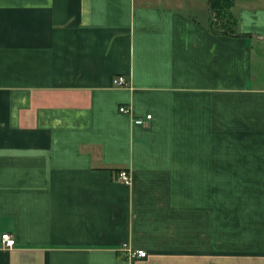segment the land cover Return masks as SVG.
<instances>
[{
    "label": "crops",
    "instance_id": "1",
    "mask_svg": "<svg viewBox=\"0 0 264 264\" xmlns=\"http://www.w3.org/2000/svg\"><path fill=\"white\" fill-rule=\"evenodd\" d=\"M231 1L0 0V264H264V0Z\"/></svg>",
    "mask_w": 264,
    "mask_h": 264
},
{
    "label": "built area",
    "instance_id": "2",
    "mask_svg": "<svg viewBox=\"0 0 264 264\" xmlns=\"http://www.w3.org/2000/svg\"><path fill=\"white\" fill-rule=\"evenodd\" d=\"M112 85L114 87H126L128 83L123 76H116L112 79ZM121 113H129V109L125 106L119 108ZM151 118L150 115L146 116L144 119L137 118L134 120L135 125H145L146 121ZM117 181L124 183L126 185L130 184L131 178L126 170H121L117 174ZM0 245L2 248L11 249L15 245V240L10 234H2L0 237ZM121 251L125 252L128 260L142 259L146 257V252L143 250H132L127 244L121 246Z\"/></svg>",
    "mask_w": 264,
    "mask_h": 264
},
{
    "label": "trees",
    "instance_id": "3",
    "mask_svg": "<svg viewBox=\"0 0 264 264\" xmlns=\"http://www.w3.org/2000/svg\"><path fill=\"white\" fill-rule=\"evenodd\" d=\"M211 7L218 5L219 7L223 9H230L232 6V1L231 0H209Z\"/></svg>",
    "mask_w": 264,
    "mask_h": 264
}]
</instances>
